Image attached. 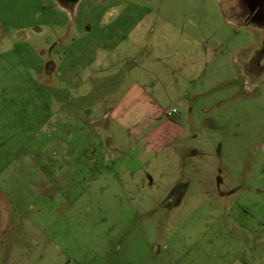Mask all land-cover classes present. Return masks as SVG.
Returning a JSON list of instances; mask_svg holds the SVG:
<instances>
[{"label": "rangeland", "instance_id": "374dc122", "mask_svg": "<svg viewBox=\"0 0 264 264\" xmlns=\"http://www.w3.org/2000/svg\"><path fill=\"white\" fill-rule=\"evenodd\" d=\"M117 14L193 51L187 95L147 77L189 112L145 170L97 65L66 80L68 35ZM0 264H264V0H0Z\"/></svg>", "mask_w": 264, "mask_h": 264}, {"label": "crops", "instance_id": "0c3cea01", "mask_svg": "<svg viewBox=\"0 0 264 264\" xmlns=\"http://www.w3.org/2000/svg\"><path fill=\"white\" fill-rule=\"evenodd\" d=\"M130 6H135V4H130ZM82 18L83 24L75 27L74 34L68 35L71 40L66 45L68 54L64 65L67 70L66 80L70 85L75 70L82 71L88 68L87 66L97 65L95 69L100 70L98 77L100 81L97 80L96 86L106 87L108 84L110 86L105 88L107 89L105 94L96 99L90 107L99 109L105 96L110 95L112 99H110L112 102L110 107L104 113L106 115H101V117L108 115L112 119L108 125L107 144L110 145L115 140L112 135L117 131L128 134V137L142 135L138 143L130 146V150L136 148L137 152L133 159L129 157V164H135L133 162L138 161L141 167L145 164L149 165V159L157 155L159 149L163 150L166 145H169L171 138H180L181 141L186 136H183L186 128L182 125V121L189 111L185 112L186 110L178 108L175 114L167 117L166 111L176 106L161 107L156 97L155 84H148L147 78L154 76L162 87L174 85L176 87L172 88L181 89L180 93L188 94L194 77L195 64L192 61V49L188 51L182 47L184 43L181 40L184 31L181 30L180 33L174 31L168 34L165 29L158 30L156 34L152 30L143 32L140 28L145 21L144 15L117 14L107 19L102 15L99 17L83 16ZM84 21L87 24L89 22L87 29H84ZM172 42L181 45L180 47L179 45L172 46ZM183 54L190 55V58H187L188 62L173 63L175 59H178L177 55ZM151 61L161 63L163 68H153L150 65ZM141 118L144 119L141 120ZM129 119L137 120L138 125L135 120L130 125ZM98 122L103 121L98 120ZM89 133H91L90 129ZM189 146L190 144H185L184 151L186 152H182L192 153V147ZM127 148L128 146L121 145L118 152L121 151L122 155L120 157L117 155V157L121 160L128 158ZM179 162L183 167L182 157L179 158ZM113 164L116 166V161ZM120 172V170H115L112 175L118 177ZM126 172L128 173L129 170Z\"/></svg>", "mask_w": 264, "mask_h": 264}, {"label": "built area", "instance_id": "2783aa9c", "mask_svg": "<svg viewBox=\"0 0 264 264\" xmlns=\"http://www.w3.org/2000/svg\"><path fill=\"white\" fill-rule=\"evenodd\" d=\"M177 112V108L176 107H171L166 111V115L167 116H171L173 114H175Z\"/></svg>", "mask_w": 264, "mask_h": 264}, {"label": "flooded vegetation", "instance_id": "af4514ba", "mask_svg": "<svg viewBox=\"0 0 264 264\" xmlns=\"http://www.w3.org/2000/svg\"><path fill=\"white\" fill-rule=\"evenodd\" d=\"M260 2V0H258Z\"/></svg>", "mask_w": 264, "mask_h": 264}]
</instances>
